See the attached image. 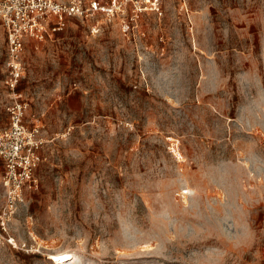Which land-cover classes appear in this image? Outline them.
I'll list each match as a JSON object with an SVG mask.
<instances>
[{
  "label": "rangeland",
  "instance_id": "rangeland-1",
  "mask_svg": "<svg viewBox=\"0 0 264 264\" xmlns=\"http://www.w3.org/2000/svg\"><path fill=\"white\" fill-rule=\"evenodd\" d=\"M92 1L26 41L42 160L0 264H264V0ZM6 75L0 23V127Z\"/></svg>",
  "mask_w": 264,
  "mask_h": 264
},
{
  "label": "built area",
  "instance_id": "built-area-1",
  "mask_svg": "<svg viewBox=\"0 0 264 264\" xmlns=\"http://www.w3.org/2000/svg\"><path fill=\"white\" fill-rule=\"evenodd\" d=\"M134 11L154 10L159 0H126ZM81 0H0V23L6 32L9 91L5 109L8 124L0 127V186L9 205L17 201L26 184H36L35 170L42 160V140L24 122L27 103L19 99L17 87L23 75L22 54L27 40L44 41L64 25L65 16H77L97 6L112 13L114 5L103 7Z\"/></svg>",
  "mask_w": 264,
  "mask_h": 264
}]
</instances>
